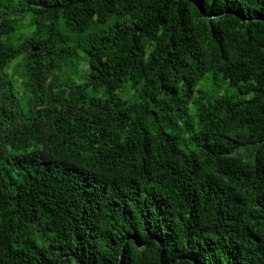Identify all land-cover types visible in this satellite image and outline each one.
<instances>
[{
  "label": "trees",
  "instance_id": "trees-1",
  "mask_svg": "<svg viewBox=\"0 0 264 264\" xmlns=\"http://www.w3.org/2000/svg\"><path fill=\"white\" fill-rule=\"evenodd\" d=\"M0 264H264V0H0Z\"/></svg>",
  "mask_w": 264,
  "mask_h": 264
},
{
  "label": "rangeland",
  "instance_id": "rangeland-1",
  "mask_svg": "<svg viewBox=\"0 0 264 264\" xmlns=\"http://www.w3.org/2000/svg\"><path fill=\"white\" fill-rule=\"evenodd\" d=\"M210 79L208 78V80H204L202 81L199 86L197 87L198 90H204V91H210L211 90V86H210ZM225 89V88H224ZM230 94H234V92H228Z\"/></svg>",
  "mask_w": 264,
  "mask_h": 264
}]
</instances>
